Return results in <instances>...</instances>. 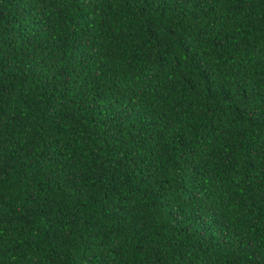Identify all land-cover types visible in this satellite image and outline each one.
I'll return each instance as SVG.
<instances>
[{"label": "trees", "instance_id": "1", "mask_svg": "<svg viewBox=\"0 0 264 264\" xmlns=\"http://www.w3.org/2000/svg\"><path fill=\"white\" fill-rule=\"evenodd\" d=\"M0 264H264V0H0Z\"/></svg>", "mask_w": 264, "mask_h": 264}]
</instances>
